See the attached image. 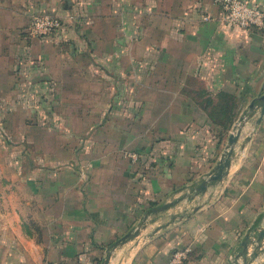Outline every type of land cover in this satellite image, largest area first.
I'll use <instances>...</instances> for the list:
<instances>
[{"label":"crops","instance_id":"1","mask_svg":"<svg viewBox=\"0 0 264 264\" xmlns=\"http://www.w3.org/2000/svg\"><path fill=\"white\" fill-rule=\"evenodd\" d=\"M36 13L63 28L31 37ZM220 18L215 0H0V264H102L148 210L180 197L109 264H230L242 252L264 227L257 112L230 175L188 197L264 94V30Z\"/></svg>","mask_w":264,"mask_h":264},{"label":"water","instance_id":"2","mask_svg":"<svg viewBox=\"0 0 264 264\" xmlns=\"http://www.w3.org/2000/svg\"><path fill=\"white\" fill-rule=\"evenodd\" d=\"M256 112L258 113V117L255 120V124L260 125L264 119V94L252 100L251 104L249 105V113L245 116H242L236 123L233 132L229 136L228 144L219 162L205 179V181L197 187L196 191L193 194L188 195L191 200H194L199 195L206 194L209 184L221 183L226 177L230 175V169L232 166L236 145L238 144L239 139L242 137V132L246 123L254 118ZM250 140V136L245 137V143L241 145V148H244L246 146V143H248ZM184 199L185 197H180L178 199L169 201L163 205L148 210L144 215V220L142 221V223H140L134 230L128 232L126 235L109 246L107 250V256L103 259L102 264H109L114 251L138 239L146 232L149 226L147 219L150 215L170 211L174 207L178 206ZM184 218L185 216L174 215L172 217V221L175 222L178 219ZM171 223L172 222H169L164 226L157 227L155 229V233L164 228H168ZM242 247V252L239 255L235 256L230 264H264V227L258 226L251 229L250 232L245 236L242 242ZM262 256V260L255 263L256 259L261 258Z\"/></svg>","mask_w":264,"mask_h":264},{"label":"built area","instance_id":"3","mask_svg":"<svg viewBox=\"0 0 264 264\" xmlns=\"http://www.w3.org/2000/svg\"><path fill=\"white\" fill-rule=\"evenodd\" d=\"M221 9L222 18L219 20L230 27L244 29L264 30V10L259 6L250 5L243 0H215ZM211 17L205 16L204 21H211ZM64 26L61 17L51 13H36L32 17L30 36L36 39H44L56 35ZM132 160H137V155H129ZM185 253L175 255L173 262L177 263Z\"/></svg>","mask_w":264,"mask_h":264},{"label":"trees","instance_id":"4","mask_svg":"<svg viewBox=\"0 0 264 264\" xmlns=\"http://www.w3.org/2000/svg\"><path fill=\"white\" fill-rule=\"evenodd\" d=\"M153 208H155V207H152L151 209H153Z\"/></svg>","mask_w":264,"mask_h":264}]
</instances>
